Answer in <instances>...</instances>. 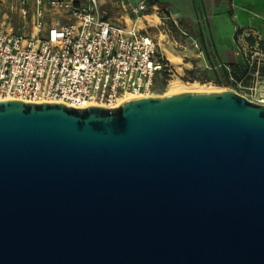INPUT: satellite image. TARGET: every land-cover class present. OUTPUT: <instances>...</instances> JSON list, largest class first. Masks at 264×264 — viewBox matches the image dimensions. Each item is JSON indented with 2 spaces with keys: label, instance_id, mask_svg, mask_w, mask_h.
Masks as SVG:
<instances>
[{
  "label": "water",
  "instance_id": "95a60500",
  "mask_svg": "<svg viewBox=\"0 0 264 264\" xmlns=\"http://www.w3.org/2000/svg\"><path fill=\"white\" fill-rule=\"evenodd\" d=\"M0 264H264V104L0 101Z\"/></svg>",
  "mask_w": 264,
  "mask_h": 264
},
{
  "label": "built area",
  "instance_id": "2783aa9c",
  "mask_svg": "<svg viewBox=\"0 0 264 264\" xmlns=\"http://www.w3.org/2000/svg\"><path fill=\"white\" fill-rule=\"evenodd\" d=\"M156 7L139 0L115 23L100 0L0 2V101L115 108L152 96L168 65L138 20Z\"/></svg>",
  "mask_w": 264,
  "mask_h": 264
},
{
  "label": "rangeland",
  "instance_id": "374dc122",
  "mask_svg": "<svg viewBox=\"0 0 264 264\" xmlns=\"http://www.w3.org/2000/svg\"><path fill=\"white\" fill-rule=\"evenodd\" d=\"M3 1L5 0H0V2ZM151 2L157 5L154 10L148 11L153 15L145 18V25L142 20H138V26L154 39L163 58L160 47L165 45L173 52L182 55L183 62H189L185 68L182 63L174 64L165 56L169 63V76L165 84L158 80L152 96H163L166 93L181 91H230L251 101L264 103V51L257 44L250 46L245 35H240L236 40L233 38L227 40L224 38L225 34H221V37L216 38V42L223 47V52L218 53L212 48L208 36L211 22L208 19L206 7L202 5V0H192L193 7L189 5L190 14H182L179 16L180 19L176 16L175 9L170 6V2L176 4V0H150ZM219 2L220 0H216V8H220ZM227 4V10L223 14L225 17L228 16V25L233 28H235L234 24L244 26L246 31L253 33L257 40L264 41V0H255L253 7L240 6L237 0H227ZM131 7L132 5L116 7L113 12H107V17L112 16L111 20L115 23L122 22L124 19H119L122 12L130 13ZM238 9L249 14L251 21H242L239 18ZM218 16L219 13L216 17L217 25L221 29L223 24L220 23ZM180 21H184L195 34L192 36L189 33L183 34L180 28L178 29ZM224 30L228 32L229 29L225 27ZM200 34L204 35V40L200 38L199 44ZM194 41L198 44L197 48H195ZM219 50H221L220 47ZM192 55H197V57ZM229 64H237L243 70L240 72L239 80L235 81L229 77L232 84L226 87L222 69ZM194 68L196 71L193 75L185 72L186 69ZM205 69H208L207 72L204 71ZM171 81L176 82V85L171 87Z\"/></svg>",
  "mask_w": 264,
  "mask_h": 264
},
{
  "label": "crops",
  "instance_id": "0c3cea01",
  "mask_svg": "<svg viewBox=\"0 0 264 264\" xmlns=\"http://www.w3.org/2000/svg\"><path fill=\"white\" fill-rule=\"evenodd\" d=\"M138 1L139 0H100V2H101V8L106 13V16H107V12H109V13L110 12H113L116 7H118V8H120L121 6L127 7L128 5H133L136 2H138ZM237 1H238V5H240V6L241 5L242 6H250V7L251 6L252 7L255 6V0H237ZM182 5H184V6L182 7ZM189 5H191L193 7L192 0H176V4H173V2H170V6L175 9L176 16H178L179 19H180L179 16H181L182 14H190V7H189ZM202 5H204L206 7L207 11H208V19L211 22V25H210V28L211 29H210V31L208 30L209 31L208 36L210 37V41H211V44H212V48L216 52H218V53L223 52V49H222L223 47L216 42V38L217 37L218 38L221 37V34H225L224 35V38L225 39H227V40L228 39H231V38L234 39V33H235V30H236L237 27H240V28H243L244 29V31L240 35H245V37H246L247 35L251 34L253 37H255L253 35V33L247 32L246 31V27H244V26L234 24L235 25V28H233L232 26H229L228 25V23H227L228 16L226 15V17H225L224 14H223V12L227 10V6H228L227 0H220V2L218 4L220 8H216L217 7L216 0H202ZM217 13H219L218 18H219L220 23L223 24V26H222L221 29L219 28L220 26L217 25V20H218L217 17H216V14ZM238 14H239V18L242 21H245V22L251 21V18L249 16V14H247L245 12H242L240 9H238ZM152 15H153L152 13L147 12L139 20H142V23L144 24V21H146L145 18L146 17H150ZM109 18H112V16H109ZM121 18H123L125 20H131V19H133V17H131L130 16V13H128V12H122V14H121V16H120L119 19H121ZM173 20L175 21V19H173ZM176 24H177V22H176ZM225 27L227 29H229L228 32H225V30H224ZM178 29H179V27H178ZM179 30L183 34L186 33V32H184L181 29H179ZM198 37H199L198 38V43L200 44L199 39L201 38L202 40H204V35H201L200 34ZM194 44H195V48H197L198 47L197 42L194 41ZM219 47L221 48V50H219ZM160 48H161V52H162V55L164 56V58H165V56H166V58H168L167 54L164 52V49H166L170 53H172L176 58H178V62L179 63H177V65H179L180 63H182L183 66H185V68H187L186 66H187V64L189 62H183V56L182 55H179L177 52L176 53L173 52V50L171 48H169V47H167L165 45H162ZM192 56H195V58L197 57V55H192Z\"/></svg>",
  "mask_w": 264,
  "mask_h": 264
},
{
  "label": "trees",
  "instance_id": "16d2710c",
  "mask_svg": "<svg viewBox=\"0 0 264 264\" xmlns=\"http://www.w3.org/2000/svg\"><path fill=\"white\" fill-rule=\"evenodd\" d=\"M179 28L181 30H183L186 33H189V35H193L195 33H193V29L190 28L186 23H184V21H180L179 22ZM244 31L243 28L237 27L234 33V40H236L238 38V36ZM247 43L250 46H255V44H257L259 46V48L264 51V41L263 40H257L255 37H253L251 34L247 35L245 37ZM163 62L165 64H169L167 59L163 58ZM169 66L165 67L164 70L162 71V81L165 84V82L168 79L169 76ZM208 69H205L204 71L207 72ZM242 67L237 65V64H229L226 68L222 69V75L224 77L225 83L224 85L226 87L230 86V84H232V81L229 80V77H231L233 80L237 81L240 79V72H242ZM196 71V69H186L185 72L189 75H193L194 72Z\"/></svg>",
  "mask_w": 264,
  "mask_h": 264
},
{
  "label": "bare ground",
  "instance_id": "6f19581e",
  "mask_svg": "<svg viewBox=\"0 0 264 264\" xmlns=\"http://www.w3.org/2000/svg\"><path fill=\"white\" fill-rule=\"evenodd\" d=\"M164 47V46H163ZM164 52L167 54V56H168V58H169V60L172 62V63H174V64H177V63H179L178 62V58H176L172 53H170L168 50H166V49H164ZM176 85V82H174V81H171L170 82V86L172 87V86H175ZM170 93H172V92H170ZM131 98H139V97H130V99ZM127 99H129V98H127Z\"/></svg>",
  "mask_w": 264,
  "mask_h": 264
}]
</instances>
